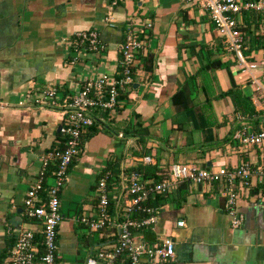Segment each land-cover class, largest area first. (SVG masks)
Instances as JSON below:
<instances>
[{
    "label": "crops",
    "instance_id": "obj_1",
    "mask_svg": "<svg viewBox=\"0 0 264 264\" xmlns=\"http://www.w3.org/2000/svg\"><path fill=\"white\" fill-rule=\"evenodd\" d=\"M109 1L0 0V264H8L18 230L31 227L21 213L22 198L39 170V157L62 139L60 112L29 99L49 84L59 98L73 94L79 76L90 71L117 76L124 19L134 12L151 23L144 29L147 40L136 54L131 88L120 90L113 110L92 111L99 120L97 132L83 140L82 151L69 164L59 191L58 263L85 264L87 255L113 239L111 227L90 233L77 220L94 213L95 186L103 171L112 175L110 196L130 170L151 180L150 174L167 176L173 162L264 166V144L244 145L233 136L242 128L264 127V96L251 80L254 75L264 82V14L244 11L237 18L242 54L252 65L246 70L198 1L125 0L113 6L112 25L103 19ZM84 29L95 30L105 48L71 65L67 38ZM147 54L151 64L145 69ZM216 60L221 66H214ZM186 80L190 108L176 112L171 96ZM233 85L253 109L248 117L226 93ZM127 122L139 124L131 138L122 132ZM142 155L152 160L145 164ZM145 168L147 177L141 175ZM251 179L253 186L237 199L243 217L236 228L229 226L218 183L181 181L169 193L150 197L146 202L158 207L159 219L153 230H143V240L152 243L169 235L174 243L173 256L155 264H264V187L255 176ZM178 219L183 226L175 225Z\"/></svg>",
    "mask_w": 264,
    "mask_h": 264
},
{
    "label": "built area",
    "instance_id": "obj_2",
    "mask_svg": "<svg viewBox=\"0 0 264 264\" xmlns=\"http://www.w3.org/2000/svg\"><path fill=\"white\" fill-rule=\"evenodd\" d=\"M124 1H109L103 17L105 23L112 25L115 22L113 6ZM196 1L207 13L225 47L233 51L244 69L250 70L252 65L245 61L242 54L243 34L237 18L244 11L264 14V0ZM123 24V37L117 47V76L90 71L79 76L78 88L73 94L59 98L56 86L49 84L29 99L33 104L60 112L58 132L62 139L59 145L44 150L39 157V170L22 198L21 213L31 227L20 228L16 233L7 252L8 264H59L56 258L57 228L62 219L59 191L66 180L69 164L82 151L81 136L92 123V110H113L117 106L120 90L131 88L136 54L144 48L147 40L144 29L151 26L149 21L141 22L135 12L124 19ZM66 44L70 53L68 63L71 65L87 55L95 56L105 48L98 33L92 29L73 32ZM251 80L264 96V82L254 75H251ZM17 103L22 105L23 101ZM233 136L241 144L261 146L264 144V127L256 131L242 128ZM139 159L145 164L152 160L147 155ZM253 176L264 187V166L252 167L248 162L241 161L235 166L206 168L173 162L168 166L167 176L157 181L141 178L136 170L122 174L118 191L109 196L107 181L112 175L103 171L95 186L97 201L94 213L82 214L77 220L90 233L111 227L113 239L107 247L97 249L94 256L87 255L85 264H155L172 257L174 243L169 235H162L152 243L142 238L143 230H153L159 219L158 207L146 201L155 195L169 193L181 181L220 184L229 226L238 227L243 215L237 208V199L241 192H247L253 186ZM110 197L119 202L118 211L117 204L113 211L109 209ZM134 213L136 217H132ZM175 225L181 227L184 222L178 219Z\"/></svg>",
    "mask_w": 264,
    "mask_h": 264
},
{
    "label": "trees",
    "instance_id": "obj_3",
    "mask_svg": "<svg viewBox=\"0 0 264 264\" xmlns=\"http://www.w3.org/2000/svg\"><path fill=\"white\" fill-rule=\"evenodd\" d=\"M241 31H242V29H241ZM242 33H243V31H242ZM142 61H143L144 68L148 69L147 66L149 64H151V55L150 54L145 55L143 57ZM213 64L216 67L221 66V64L218 62V60L213 61ZM226 93L231 96V98L233 100V103L235 105V108L237 109V111H239L241 113V115H245L246 117H248L250 114L253 113V109H252L251 106H249L247 104L246 99H244L242 96H239L241 94H240L239 91H236V86L235 87H234V85L231 86L226 91ZM189 94H190V89L188 88V81L186 80L180 85L178 90L175 93H173L172 96H171V101H172V103L174 105V109H175L176 112H182V111H185L186 109L190 108V106H189L190 105ZM184 102H186V104ZM103 110L105 111L106 109H103ZM92 119H93L92 123L86 128L85 132L81 136V144H82L83 140H86V138L92 136L93 134H95L97 132L96 124H97V122L99 120H98V118L96 119L94 117H92ZM138 125L139 124L136 123V122L132 123V124L127 122V125L124 126V128L122 129V132L125 135V137L131 138L132 136H134V134H136L135 131H136V127H138ZM138 137L142 138L139 134H138ZM146 170L147 169L145 168V170L143 169L142 172H141V175H143V177H147L149 175V174H147ZM150 175H151L152 179L155 180V181L160 180L161 178H163V177H161L159 179V177L155 176L154 174H150ZM164 177H166V176H164ZM109 181L110 180L107 181V187H109L108 186ZM181 194H183V191H181ZM157 196H159V195H155V197H157ZM116 204H117V207H118L119 202L117 203L116 199H110L109 200V209L112 211ZM136 216H137V214H135V213L132 215V217H136Z\"/></svg>",
    "mask_w": 264,
    "mask_h": 264
},
{
    "label": "rangeland",
    "instance_id": "obj_4",
    "mask_svg": "<svg viewBox=\"0 0 264 264\" xmlns=\"http://www.w3.org/2000/svg\"><path fill=\"white\" fill-rule=\"evenodd\" d=\"M63 205H64V206H66V204H65V203H63ZM74 205H75V203H73V206H74Z\"/></svg>",
    "mask_w": 264,
    "mask_h": 264
},
{
    "label": "water",
    "instance_id": "obj_5",
    "mask_svg": "<svg viewBox=\"0 0 264 264\" xmlns=\"http://www.w3.org/2000/svg\"><path fill=\"white\" fill-rule=\"evenodd\" d=\"M58 129V128H57Z\"/></svg>",
    "mask_w": 264,
    "mask_h": 264
}]
</instances>
